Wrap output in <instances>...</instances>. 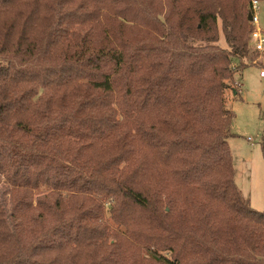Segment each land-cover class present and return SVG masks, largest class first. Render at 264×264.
Returning a JSON list of instances; mask_svg holds the SVG:
<instances>
[{"label":"trees","instance_id":"trees-1","mask_svg":"<svg viewBox=\"0 0 264 264\" xmlns=\"http://www.w3.org/2000/svg\"><path fill=\"white\" fill-rule=\"evenodd\" d=\"M251 7L0 0V264H264L224 96Z\"/></svg>","mask_w":264,"mask_h":264},{"label":"rangeland","instance_id":"rangeland-1","mask_svg":"<svg viewBox=\"0 0 264 264\" xmlns=\"http://www.w3.org/2000/svg\"><path fill=\"white\" fill-rule=\"evenodd\" d=\"M257 16L259 27L264 30V1L259 2ZM221 45H224L223 40ZM57 58L48 56L45 60ZM262 69L264 55H258L251 66L242 72L241 90L239 84H235L224 95L226 107L235 114L230 125L232 136L227 139L234 181L251 207L260 212H264V158L261 153V139L264 135V79L259 78ZM239 78V74L233 77L236 83L240 81ZM233 90L239 93L234 96ZM105 209L107 219L108 205Z\"/></svg>","mask_w":264,"mask_h":264},{"label":"built area","instance_id":"built-area-1","mask_svg":"<svg viewBox=\"0 0 264 264\" xmlns=\"http://www.w3.org/2000/svg\"><path fill=\"white\" fill-rule=\"evenodd\" d=\"M259 1L252 0L251 17L253 30L250 34L249 46L252 50L258 53L259 56L264 55V31L259 27V19L257 16ZM234 70V68H232ZM259 77H264V69L260 70Z\"/></svg>","mask_w":264,"mask_h":264},{"label":"crops","instance_id":"crops-1","mask_svg":"<svg viewBox=\"0 0 264 264\" xmlns=\"http://www.w3.org/2000/svg\"><path fill=\"white\" fill-rule=\"evenodd\" d=\"M261 29V28H260ZM262 30V29H261ZM264 31V30H263ZM242 78H243V74H241V76H240V78H239V80L240 81H238L236 84H239V87H240V90H241V88H242ZM259 78H261V79H264V77H259ZM239 90V91H240ZM239 93V92H238ZM235 90L233 91V95L234 96H236L237 94H238Z\"/></svg>","mask_w":264,"mask_h":264},{"label":"water","instance_id":"water-1","mask_svg":"<svg viewBox=\"0 0 264 264\" xmlns=\"http://www.w3.org/2000/svg\"><path fill=\"white\" fill-rule=\"evenodd\" d=\"M247 17H248V20L251 22V21H252V17H251V15L248 14Z\"/></svg>","mask_w":264,"mask_h":264}]
</instances>
